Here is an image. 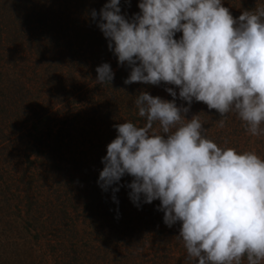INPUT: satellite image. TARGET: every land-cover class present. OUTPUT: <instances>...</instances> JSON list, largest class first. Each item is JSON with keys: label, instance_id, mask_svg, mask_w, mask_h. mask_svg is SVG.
<instances>
[{"label": "trees", "instance_id": "16d2710c", "mask_svg": "<svg viewBox=\"0 0 264 264\" xmlns=\"http://www.w3.org/2000/svg\"><path fill=\"white\" fill-rule=\"evenodd\" d=\"M107 2L0 0V49L21 53L23 64L19 65L20 77L0 72V264H195L177 238L180 223L171 228L163 223V212L157 211L159 200L152 204L141 201L139 208L132 203L127 187L131 176L125 175L112 186L119 187L115 193L118 204L112 200V189L105 192L97 183L107 145L117 136L114 125L132 122L143 127L146 123L138 115L136 96L147 92L171 101L165 91L171 87L177 92V106L188 107L178 98L176 86L124 83L131 68L127 63L118 64L91 17L93 10L99 14ZM138 3L121 0V14L131 19L139 13ZM223 6L237 19L243 11L264 7V0H223ZM181 36L177 33L175 39ZM104 63L116 70L110 84L101 85L96 83L95 69ZM85 91L90 93V102L71 113L69 104L76 105L75 96ZM63 109L68 118L59 120ZM81 109L90 123L85 124L86 129L75 128L73 123L82 116ZM198 114L206 129L204 135L217 146L254 151L264 159V135L248 134L236 114H226L221 126L222 117L216 110L193 101L185 118ZM153 130L159 132L158 122ZM74 140L82 144L75 148ZM42 154L45 160L40 167L45 174L35 166ZM11 156L17 158L14 163ZM16 163L21 164L20 172L8 169ZM74 169L83 170L80 178L76 176L80 170ZM45 180L51 184L45 185ZM83 185H87L86 199L92 196L89 189L97 196L84 205L83 212L89 210L81 217L70 204L78 194L75 189ZM111 235L119 236L118 243H112ZM43 245L55 253L54 260L50 254L48 258L42 254ZM20 247L26 255L20 253ZM34 247L35 254L29 255ZM242 264H247L246 258Z\"/></svg>", "mask_w": 264, "mask_h": 264}, {"label": "clouds", "instance_id": "9594fccd", "mask_svg": "<svg viewBox=\"0 0 264 264\" xmlns=\"http://www.w3.org/2000/svg\"><path fill=\"white\" fill-rule=\"evenodd\" d=\"M121 0H108L97 23L118 64L131 68L125 84L176 86L164 100L141 92L135 99L143 127L114 125L97 181L112 200L125 175L129 198L140 207L159 200L163 223H180L178 239L195 264H261L264 261V159L254 151L221 148L206 138L202 102L222 119L234 113L246 132L264 135V7L234 19L223 0H139V13L121 14ZM177 33H182L175 39ZM96 83L110 84L108 63L95 69ZM158 122L159 132L153 130Z\"/></svg>", "mask_w": 264, "mask_h": 264}, {"label": "rangeland", "instance_id": "374dc122", "mask_svg": "<svg viewBox=\"0 0 264 264\" xmlns=\"http://www.w3.org/2000/svg\"><path fill=\"white\" fill-rule=\"evenodd\" d=\"M14 52V49H0V61H1V63H0V72H9L10 73V75H14V78L15 77H18L19 76V73H21V71H20V66L19 65H23L21 62V53H18V54H14L13 53ZM23 55H24V53H23ZM10 57V61H11V64H7V61H8V59L9 58H7V57ZM114 61H112L111 60V63H113ZM7 67L9 68V69H7ZM10 67L12 68V69H10ZM116 69H114L113 71H115ZM18 73V74H17ZM115 73V72H114ZM27 78H29V77H31V76H28V75H25ZM20 77V76H19ZM5 80V79H4ZM32 83H34V82H32ZM32 86V85H31ZM92 84L89 86V88H91L92 89ZM32 87H34V86H32ZM31 89V88H30ZM33 89H31V91H32ZM33 92H35L34 90H33ZM120 92H118V94H119ZM96 97V96H95ZM88 99H90V93L88 94V93H86V91H85V93L84 94H81V96H75V99H74V102H76L75 104L76 105H74V104H69V107H68V110L71 112V113H74V112H76V109L78 108H83L84 106H86L90 101H88ZM76 106V107H75ZM77 109V110H78ZM63 112H64V115H61L60 114V116H59V120H63V119H67L68 118V116L67 115H65V113L67 112V111H65V109H63ZM83 113V110L81 109V114ZM69 119H72V115L71 116H69ZM75 119V118H74ZM73 123H76V125H75V128H79V127H83V128H85L86 129V126H85V124H90L89 123V121L87 120V118L85 117V115L84 114H82V116H80V117H76V119H75V121L73 122ZM72 123V124H73ZM87 129H88V127H87ZM73 133H74V135H77L76 134V131H73ZM83 143H86V141H83V140H81ZM73 144H74V147L75 148H78L79 147V145L80 144H82L79 140H74L73 141ZM13 153H15V152H13ZM31 157H33V160H35L36 159V157H34V155L33 156H31ZM10 159V158H9ZM16 156H11V163H14L15 161H16ZM37 160V162H36V171H39L40 173H43V174H45L44 173V171H43V168L42 167H40L43 163H44V160H45V157H44V155L42 154V155H40L39 157H38V159H36ZM4 164V163H3ZM21 164L20 163H16V165H12L10 168H8L9 170H11V171H13V172H15L16 170L15 169H18V171H19V166H20ZM7 166V165H6ZM14 167V168H13ZM80 170V171H79ZM75 171H79L78 172V175H76V176H78L79 178L81 177V174L83 173V170L82 169H77V170H75L74 169V172ZM20 172V171H19ZM73 171L71 170L70 171V173H72ZM19 175H20V173H17V179H18V177H19ZM12 182V181H11ZM10 183V182H9ZM44 184L45 185H47V186H49L51 183H49L48 184V181H44ZM15 185V184H14ZM79 186V185H78ZM86 186L87 185H83V186H81L80 188H76L75 189V191H76V193H78V194H76V198H74V200H73V202H71V204L70 205H73V207H74V209L76 210V212H78V214L79 213H81L82 214V216L81 217H83V216H85L87 213H88V210L86 211V212H83L84 211V205L85 204H88V205H90V203L92 202V200H94L95 198H96V196H97V193H94V191H91V189H89L90 191L89 192H91L92 193V196L91 197H88L87 199H86V195H87V192H86V190H85V188H86ZM56 187H59V190L61 189H63L62 188V186L60 185V184H58ZM61 187V188H60ZM16 194H18V190H17V188L16 187H14L13 189H12ZM95 190V189H94ZM17 191V192H16ZM20 191V190H19ZM73 197H74V195H72ZM54 197L52 196V199H53ZM79 198V199H78ZM10 199H12L13 201H15L16 203H18V200H14V198H10ZM15 202H13V203H15ZM15 217V216H14ZM10 222V221H9ZM18 222H20V220H16V223H18ZM86 223V225H85V227L86 228H88L89 227V222L88 221H86L85 222ZM6 227H7V225H6ZM7 229V228H6ZM5 229V230H6ZM87 230V229H86ZM110 234V233H109ZM111 238H112V243L113 244H116V243H118V241H119V236H115L114 237V235H111L110 236ZM24 239V238H23ZM18 244H23V243H18ZM38 246V245H37ZM32 249V251H30L29 249V255H31L33 252V254H35V250L37 249L36 247H34V248H31ZM18 250L20 251V253L22 254V255H26V251L22 248V247H20V248H18ZM42 254L44 255L45 254V256L48 258L49 257V254H50V256L52 257V260H54L55 259V253L53 254L52 252H51V250L50 249H48L47 247H45L44 245H43V248H42ZM113 252H115V249H113ZM27 260V259H26Z\"/></svg>", "mask_w": 264, "mask_h": 264}]
</instances>
